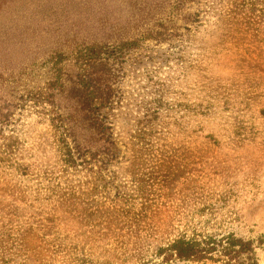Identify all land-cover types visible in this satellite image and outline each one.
<instances>
[{
	"label": "rangeland",
	"instance_id": "obj_1",
	"mask_svg": "<svg viewBox=\"0 0 264 264\" xmlns=\"http://www.w3.org/2000/svg\"><path fill=\"white\" fill-rule=\"evenodd\" d=\"M72 109L104 122L87 163ZM180 238L218 247L168 264H264V0H0V264H159Z\"/></svg>",
	"mask_w": 264,
	"mask_h": 264
},
{
	"label": "trees",
	"instance_id": "obj_2",
	"mask_svg": "<svg viewBox=\"0 0 264 264\" xmlns=\"http://www.w3.org/2000/svg\"><path fill=\"white\" fill-rule=\"evenodd\" d=\"M195 0H175L177 7L182 4H191ZM87 112V111H86ZM103 108L87 112V117L91 114L95 117L98 114L101 117ZM68 127L62 126V134L64 136L65 150L69 158L67 162L74 165L81 161L87 163L89 152L98 144L97 135H100V126H104V122H100V126L92 127L87 120L83 109H72L69 111ZM95 126V123H94ZM99 130V131H98ZM98 131V132H97ZM88 165V164H86ZM232 246H242L240 240L235 241L230 238ZM213 245V246H212ZM218 244H210L209 242L199 241L198 239L180 238L168 249V257L164 258L159 264H168L170 258L176 257L189 262H202L210 258V254L216 251Z\"/></svg>",
	"mask_w": 264,
	"mask_h": 264
}]
</instances>
